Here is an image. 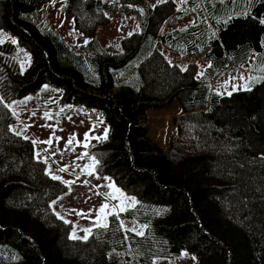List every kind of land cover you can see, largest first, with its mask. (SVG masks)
<instances>
[{"label":"trees","instance_id":"16d2710c","mask_svg":"<svg viewBox=\"0 0 264 264\" xmlns=\"http://www.w3.org/2000/svg\"><path fill=\"white\" fill-rule=\"evenodd\" d=\"M46 1L0 0V29L16 39L0 44V264H117L112 249L135 264L182 251L194 264H264V75L228 95L212 90L219 75L264 56V0H190L181 9L172 0H65L73 28L89 39L77 49L38 21ZM118 13L139 30L119 51L102 50L94 35ZM191 14L196 23L162 34L171 17ZM158 46L184 57L206 52L208 65L202 74L195 64L182 70ZM18 47L31 59L24 72L12 57ZM43 84L61 88V102L103 112L108 135L88 148L96 172L136 198L84 240L69 238L50 208L65 185L10 130L7 104ZM175 101L182 114L162 149L147 137L145 113ZM120 220L145 230L124 232Z\"/></svg>","mask_w":264,"mask_h":264},{"label":"rangeland","instance_id":"374dc122","mask_svg":"<svg viewBox=\"0 0 264 264\" xmlns=\"http://www.w3.org/2000/svg\"><path fill=\"white\" fill-rule=\"evenodd\" d=\"M63 1L65 0H48L38 6L35 15L38 21H45L48 27L72 48H77L87 38L73 28L71 16L63 8ZM107 17L108 24L99 27L100 30L98 34L96 31L94 39L102 41L103 47L110 46L118 50L120 40L133 32H138L139 29L132 17L122 14H107ZM186 23L185 20L178 21L177 26L184 27ZM169 28L171 26L168 28L166 26L165 29ZM4 42L16 44V39L0 29V44ZM159 51L170 63L181 69L195 64L201 74L205 66L202 55L183 57L170 49L160 48ZM14 58L21 72L31 65L30 55L22 47L17 48ZM248 75L246 70L222 75L212 82V90L222 94L240 90L245 87V79ZM62 95L61 88L43 84L38 90L9 102L7 106L14 115L10 130L31 141L34 156L43 162L47 175L51 178L53 175L60 177L58 181L62 182L66 189L50 202V208L58 218L69 224V238L84 240L93 228L107 224L110 215L118 216L134 206L136 198L126 194L109 175L96 172V159L88 148L108 135L109 127L103 112L61 102ZM46 113L49 114L47 117ZM180 114L182 109L176 101L165 109L147 110L145 113L147 137L158 147L167 148L169 137L176 130L171 120ZM105 130H107L106 135ZM70 137H74L71 144L68 143ZM50 139V144L43 143ZM61 168L67 170L60 171ZM113 196L117 198L113 199ZM104 204L109 207L105 210V214H101L99 209ZM120 225H123L121 227L127 233L141 235L145 230L144 224L131 220H120ZM86 229L89 231L86 232ZM109 258L116 260L117 264H135L128 253L116 249L110 250ZM154 264H194V255L182 251L177 259H156Z\"/></svg>","mask_w":264,"mask_h":264},{"label":"crops","instance_id":"0c3cea01","mask_svg":"<svg viewBox=\"0 0 264 264\" xmlns=\"http://www.w3.org/2000/svg\"><path fill=\"white\" fill-rule=\"evenodd\" d=\"M108 1H113V0H108ZM164 1H167V0H150L149 1V3H150V5L152 6V7H154L156 4H158V3H161V2H164ZM174 3H175V5L178 7V9H181L188 1H190V0H172ZM154 2V3H153ZM156 2V3H155ZM45 3V2H44ZM119 14V13H118ZM116 15V14H115ZM122 15H124V14H122ZM124 16H127V15H124ZM127 17H130V16H127ZM132 17V16H131ZM132 18H134L135 19V17H132ZM182 20H185V21H187V23L185 24V26L184 27H187V26H190V25H192V24H194V23H196L197 22V17H196V15L195 14H191V15H189V16H186V17H184V18H182V19H177V18H175V17H171L169 20H167L168 21V23L166 24V26H167V28H168V26H171V28H169V29H165L166 28V26H163V28H162V34H165V33H169V32H172V31H174V30H177V29H181V28H184V27H178L177 26V22L178 21H182ZM42 22H45V21H42ZM135 22H136V20H135ZM46 23V22H45ZM47 24V23H46ZM164 24V25H165ZM136 26H137V28H138V24H137V22H136ZM99 30H100V28L97 30V33L96 34H98V32H99ZM54 31V30H53ZM60 37V36H59ZM61 38V37H60ZM62 39V38H61ZM62 40H64V39H62ZM97 42H98V44H99V46H100V48L102 49V50H107V49H110V50H112V51H119L120 49H121V45H120V42H119V45H118V47H119V49L118 50H116V49H114V48H112V47H110V46H108V47H103L102 46V41H100V40H98V39H95ZM65 41V40H64ZM121 41V40H120ZM66 42V41H65ZM89 42V39L87 38L85 41H84V43H81L78 47H81V46H85L87 43ZM11 43V42H10ZM13 44V43H12ZM69 45V44H68ZM70 46V45H69ZM71 47V46H70ZM77 47V48H78ZM77 48H73V49H77ZM160 48H163V49H167V48H164V47H162V46H158V49H160ZM205 53L206 52H204V53H202V54H199V55H195V56H188V57H196V56H200V55H202L203 56V58H204V55H205ZM15 55V54H14ZM14 55L12 56V57H14ZM257 54H255L254 56H252L251 58H250V61H249V63H248V66L245 68V69H237V70H235V71H233V72H229V73H225V74H222V75H228V74H232V73H236L238 70H246L248 73H249V75L247 76V78L245 79V87L244 88H242V89H240V90H243V89H246L247 88V86H248V81H250V82H253L254 80H258V79H260V78H262V76L264 75V71H260L259 70V68H258V66L260 67V68H262V69H264V56L262 57V59H258L260 56L259 55H257ZM184 57V56H183ZM255 57H256V59H255ZM254 59H255V62H254ZM204 60H205V58H204ZM254 62V64L252 65V63ZM259 63H260V65H259ZM207 65H208V62L205 60V66H204V68H203V70L201 71V74L203 73V71H204V69L207 67ZM258 65V66H257ZM222 75H219L218 77H220V76H222ZM217 77V78H218ZM234 91H237V90H234ZM214 92H216V91H214ZM233 92V91H232ZM216 93H218V94H220V95H228V94H230V93H228V94H222V93H219V92H216Z\"/></svg>","mask_w":264,"mask_h":264},{"label":"snow or ice","instance_id":"6c2138e0","mask_svg":"<svg viewBox=\"0 0 264 264\" xmlns=\"http://www.w3.org/2000/svg\"><path fill=\"white\" fill-rule=\"evenodd\" d=\"M260 23L261 24H264V19H262L261 21H260ZM13 42H15V41H13ZM183 70V69H182ZM262 71H264V69H261ZM46 115V117L49 115V114H45ZM106 132H107V130H105V135H106ZM17 135H19V133H17ZM87 138H88V134L86 133L85 134V139L87 140ZM74 139V137H70L69 138V141H68V143L69 144H71L72 143V140ZM97 139H99L98 137H97ZM35 143V142H34ZM43 143H47V144H50L51 143V139L50 140H48V141H44ZM79 143V142H78ZM87 145H85V147H86ZM83 155V154H82ZM93 160H94V158H93ZM67 169L66 168H61L60 169V171H66ZM89 174H91V173H89ZM52 179H54V180H58V179H60V177H57V176H55V175H53L52 176ZM111 187V186H110ZM115 191L116 192H119V190L118 189H115ZM121 196H122V194H121ZM113 199H116L117 197L116 196H113L112 197ZM108 205L107 204H104V205H102L101 207H100V209H99V213H101V214H105V210L106 209H108ZM121 210H123V208L121 209ZM98 220H99V216H98ZM66 223H67V221H65ZM102 227H107V224L105 223V224H102L101 225ZM121 226H123V225H121ZM86 232L87 231H89V230H85Z\"/></svg>","mask_w":264,"mask_h":264}]
</instances>
